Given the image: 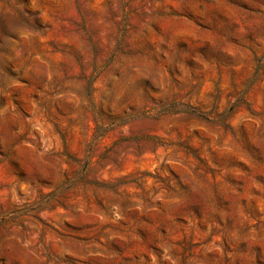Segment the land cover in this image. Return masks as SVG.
I'll list each match as a JSON object with an SVG mask.
<instances>
[{
    "label": "rangeland",
    "instance_id": "rangeland-1",
    "mask_svg": "<svg viewBox=\"0 0 264 264\" xmlns=\"http://www.w3.org/2000/svg\"><path fill=\"white\" fill-rule=\"evenodd\" d=\"M0 264H264V0H0Z\"/></svg>",
    "mask_w": 264,
    "mask_h": 264
}]
</instances>
